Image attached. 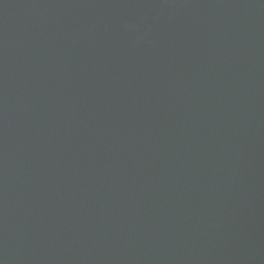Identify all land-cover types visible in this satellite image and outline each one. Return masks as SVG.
<instances>
[{"label": "water", "instance_id": "1", "mask_svg": "<svg viewBox=\"0 0 264 264\" xmlns=\"http://www.w3.org/2000/svg\"><path fill=\"white\" fill-rule=\"evenodd\" d=\"M0 264H264V0H0Z\"/></svg>", "mask_w": 264, "mask_h": 264}]
</instances>
